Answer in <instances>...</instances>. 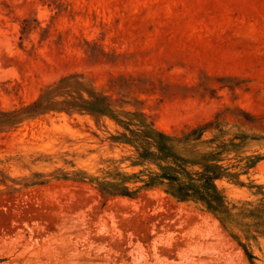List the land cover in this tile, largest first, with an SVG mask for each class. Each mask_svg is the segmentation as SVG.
<instances>
[{
  "label": "rangeland",
  "instance_id": "374dc122",
  "mask_svg": "<svg viewBox=\"0 0 264 264\" xmlns=\"http://www.w3.org/2000/svg\"><path fill=\"white\" fill-rule=\"evenodd\" d=\"M0 264H264V0H0Z\"/></svg>",
  "mask_w": 264,
  "mask_h": 264
},
{
  "label": "trees",
  "instance_id": "16d2710c",
  "mask_svg": "<svg viewBox=\"0 0 264 264\" xmlns=\"http://www.w3.org/2000/svg\"><path fill=\"white\" fill-rule=\"evenodd\" d=\"M161 135L165 136L164 134ZM209 167L210 166H207L206 168L208 169ZM207 169L201 173L202 175L204 174V180L202 182L194 179L189 182H179L177 190H175L174 193L182 199L193 197L197 200H201L211 209L220 211L222 208V197L218 194L217 186L213 181V178L217 176H208L206 174ZM170 179L174 178L171 177Z\"/></svg>",
  "mask_w": 264,
  "mask_h": 264
}]
</instances>
